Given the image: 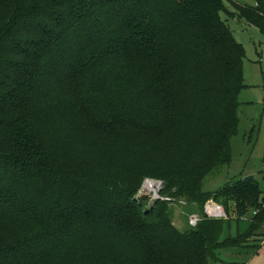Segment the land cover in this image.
<instances>
[{"label":"trees","instance_id":"trees-1","mask_svg":"<svg viewBox=\"0 0 264 264\" xmlns=\"http://www.w3.org/2000/svg\"><path fill=\"white\" fill-rule=\"evenodd\" d=\"M234 7L0 0V264H245L258 251V182L203 187L232 160L246 86L221 12L264 34V0ZM147 179L200 209L222 199L228 217L179 229L167 201L138 197Z\"/></svg>","mask_w":264,"mask_h":264},{"label":"rangeland","instance_id":"rangeland-1","mask_svg":"<svg viewBox=\"0 0 264 264\" xmlns=\"http://www.w3.org/2000/svg\"><path fill=\"white\" fill-rule=\"evenodd\" d=\"M256 1L224 0L233 12L237 11L234 7L235 3L253 5ZM221 16L228 23L238 41L243 44L242 66L246 86L239 95L240 122L237 133L231 139L232 160L220 173L206 178L203 187L206 191H214L223 187L230 179L253 176L261 190L264 191V34L244 18L229 15L226 12H221ZM156 182L147 179L140 192L150 193L152 200L158 196L159 200L167 201L172 221L179 229L183 230L191 226L189 219L193 214L203 216L205 206L200 209L193 202H182L184 199L166 196L162 194L161 188L157 189ZM156 190L157 193H155ZM152 200L145 206L151 208L155 204ZM210 200L225 209L222 199L218 201L211 198L208 201ZM220 258L221 260H217L214 264H226L222 260H227V258L238 260L237 256L225 253L220 254ZM245 264H264V240L258 251L252 257L246 258Z\"/></svg>","mask_w":264,"mask_h":264},{"label":"built area","instance_id":"built-area-1","mask_svg":"<svg viewBox=\"0 0 264 264\" xmlns=\"http://www.w3.org/2000/svg\"><path fill=\"white\" fill-rule=\"evenodd\" d=\"M155 184L157 185V189H162V183L160 181H157ZM155 193H157V190ZM182 202H186V200H182ZM204 210L205 212L203 215H206L207 217H213L215 219H223L228 217L225 209L219 206V204H216L213 200L206 202ZM201 217L202 215L200 214H193L189 219L190 225L193 227L196 226L201 220Z\"/></svg>","mask_w":264,"mask_h":264},{"label":"water","instance_id":"water-1","mask_svg":"<svg viewBox=\"0 0 264 264\" xmlns=\"http://www.w3.org/2000/svg\"><path fill=\"white\" fill-rule=\"evenodd\" d=\"M253 179H254L253 176H247V177L244 178V180H245L246 182H249V181H251V180H253ZM143 196H148L149 199L152 200V196H151L150 193H146V192H143V191L139 192L138 197H143ZM153 198H154V196H153ZM158 200H159V197L157 196V197H155V200H152V203H155V202L158 201ZM222 236H223V235H222Z\"/></svg>","mask_w":264,"mask_h":264},{"label":"crops","instance_id":"crops-1","mask_svg":"<svg viewBox=\"0 0 264 264\" xmlns=\"http://www.w3.org/2000/svg\"><path fill=\"white\" fill-rule=\"evenodd\" d=\"M231 11V10H230ZM233 12V11H232ZM263 244V241L261 242Z\"/></svg>","mask_w":264,"mask_h":264}]
</instances>
